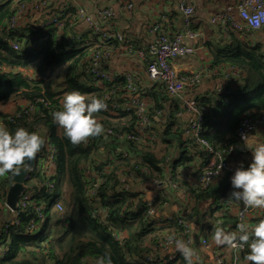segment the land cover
Listing matches in <instances>:
<instances>
[{"label": "trees", "instance_id": "obj_1", "mask_svg": "<svg viewBox=\"0 0 264 264\" xmlns=\"http://www.w3.org/2000/svg\"><path fill=\"white\" fill-rule=\"evenodd\" d=\"M14 10L11 3L0 5V24L1 20L11 16ZM212 32V40L204 43L212 57V67L230 66L236 69L238 74L228 78L231 80L229 84L233 82L234 85H228L218 94L204 95L194 100L198 107L205 108L202 113L201 137L213 146L222 148L224 144L234 142V131L243 115L250 110L264 114V49L240 39L234 33L231 34V31L225 35L219 27L212 29ZM227 35L231 40L226 39ZM34 36L38 39V44L28 52L26 48ZM6 39L19 42L21 50L13 51ZM65 42V37L56 35L54 27L43 31L28 24L7 33L2 32L0 27V64L25 67L35 60L36 71L41 70V66H36L37 62L46 69H61L52 79L53 82L50 80L42 88H28L20 73H0V103L19 97L28 102L23 108L27 109L32 104L34 106L32 112L20 108L12 115L0 114V125L10 131L18 127L30 131L44 127L48 140L56 149L57 171L51 193L47 192L44 183L40 187H31L34 176L27 182L25 193L30 195V203L33 204L20 211V229L11 231L10 228L0 234V244L7 243L0 264H107L108 259L111 264H161L165 257H154L149 263L145 261V254L153 253L157 249L158 241L166 237L184 240L183 229L177 221L187 223L188 219H191V211L194 214V222L201 225L206 214H201L198 208L209 198L224 196L229 185V175L190 197L192 205L180 207L170 220L160 222L158 219L163 209L173 202V194L168 193L158 196L155 201L156 215L147 216L140 194L136 191L130 193L120 186L117 180L120 169L124 166L130 167L140 181L162 177L165 155L158 158L152 152L156 143L161 142L164 144L165 154L178 148L182 150L178 160L170 166L171 176L182 180V174L176 176L174 172L175 165L182 167L183 162L188 159L192 163L200 147L192 139L182 136V131L174 128L179 127L175 117L178 109L176 106L171 107V98L156 85L146 92L153 101L149 109L150 120L154 125L159 124L161 127L160 132L149 127V132L156 137L153 143L143 145L124 140L121 145L114 146L111 143L106 144L102 134L90 137L85 147L69 143L63 129L52 119L53 111L62 107L65 94L75 90L87 100L92 97L103 98L108 91L118 92L124 84V79L117 75L114 82L95 85L86 74L85 65L80 62L81 44L77 42L67 46ZM40 99L42 102L38 101ZM157 111L161 113L157 115ZM95 115L101 121L103 129L110 128L118 134L131 132L135 125L132 112L110 117L104 110ZM155 118L164 122H158ZM117 146L121 147L120 151ZM100 147L105 156L99 161ZM40 153L44 154V144L37 154ZM124 153L126 156H123ZM188 154L191 156L186 157ZM86 163L96 172L100 171L103 165L110 164L107 174L101 175V181L96 188L92 181L84 177ZM141 167H146L149 171L147 178L139 173L138 169ZM10 175L2 185L7 182L10 184ZM62 183H65V194ZM91 189L94 191L93 195L90 194ZM4 199L5 192L0 194L2 207ZM136 202H140L141 206L137 207ZM39 203L43 204L42 220L36 223V229L24 232L28 223L35 220L34 207ZM56 204L60 205L61 210L55 208ZM222 205L224 208L227 203ZM260 219H264V211L261 217L252 222L255 224ZM118 231H125L126 236L121 240L117 239ZM168 264H185V261L182 256H177Z\"/></svg>", "mask_w": 264, "mask_h": 264}, {"label": "built area", "instance_id": "obj_2", "mask_svg": "<svg viewBox=\"0 0 264 264\" xmlns=\"http://www.w3.org/2000/svg\"><path fill=\"white\" fill-rule=\"evenodd\" d=\"M71 1L68 0L67 3ZM122 4V9L125 12H129L133 4L131 0H119ZM11 3L15 9L11 16L5 17L1 20L0 27L2 32L7 33L9 30L16 28H23L30 25L31 16L48 7V0H0V5H6ZM177 10L181 20L180 28L173 34L158 31V25H152L147 28V33L151 36V39L145 46L138 45L135 41L119 31L112 32L111 30H105L101 22L111 19L114 13L110 9H102L96 13V18H92L85 10L76 3L69 2L67 5L62 6L56 10L55 13L46 17L39 26V29L45 31L49 27H54L56 35L58 37L65 36L67 46L79 42L82 44L81 63L85 65V72L94 82L95 85L101 82L111 83L117 79V75L105 70L102 65L106 63L115 53L124 52L128 55L141 61L145 67V73L147 76V82L144 84H138L133 79L131 73L121 74L124 79V84L118 92L116 90L108 91L103 95L106 99L108 108L105 110L110 117H116L121 113L132 112L135 116V125L133 130L129 133L118 134L110 128L103 129L102 135L108 143L113 145H121L124 140L133 141L139 144H149L156 140V137L149 132L151 124L149 109L152 106L151 100L145 95L146 89L151 85L158 86V89L162 90L169 98H176L181 100V104L178 111L175 113V117L178 119L181 115V111H187L192 113L195 117L188 126L183 130V136L192 139L198 144L200 149L206 154L207 161L203 170L199 171L195 175H191L186 179H175L170 173V161L174 151L170 150L168 155L164 158V173L160 178L147 179L146 181L151 183L153 192L151 197L143 199L144 208L146 209V215L154 217L155 208L154 204L158 196L167 194L172 195L177 191L184 192L187 196L193 197L196 194L206 190L207 188L218 183L225 175L231 176L234 166L230 165L229 161L232 158L239 159L240 156L245 155L248 151L245 150V145L241 139L242 134L251 135L252 133L264 132V114L261 112H248L243 115L234 131V142L226 143L222 148L215 147L208 141L201 137V125H202V113L205 112V108L198 107L195 100L185 101L182 100V95L185 90H190L195 87L201 80V73L194 72L185 75H178L171 67V62L177 58L184 56H191L198 52V47L187 46L183 44L184 39H197L202 37L200 32L192 29L193 15L195 7L191 0H178ZM261 12H264V0H235L232 3L226 5L221 11L215 13L210 18L211 24H217L222 32L226 35L228 32L234 33L237 37H241L244 33H252L264 29V17H261V23L259 27L253 23V19ZM85 23L87 25L86 32L80 31L76 33L68 32L70 27L77 23ZM89 43L85 46V38ZM228 37V35H227ZM10 48L17 52L21 50V45L14 39H6ZM38 39L34 36L32 41L28 44L29 50L35 49ZM36 61H32L25 67L12 66L8 67L4 64H0V73H20L24 78L28 88L35 86L43 87L47 82L54 79L60 72V67L53 70L43 67L41 70L36 71L34 64ZM222 68V73L225 78L230 76H237L238 71L230 66H219ZM218 68V67H217ZM42 102V100H38ZM27 112H32L34 106H30L25 109ZM159 115L161 112H155ZM12 115V114H11ZM99 120L98 118H96ZM100 121V120H99ZM101 122V121H100ZM2 123L0 119V124ZM36 132L44 138V155L49 166H53L56 149L54 145L47 138V131L44 127H38ZM90 138V137H89ZM88 138V139H89ZM114 139V140H113ZM116 139V140H115ZM81 147H85L86 143H81ZM121 147L117 146V150L120 151ZM126 156V153L123 154ZM84 177L87 180L92 181V185L96 188L100 183V177L102 174H107L110 164L103 165L100 171L96 172L90 169L88 164L84 165ZM139 173L144 178L148 177L149 171L146 167L138 169ZM31 169L26 170V174L23 177V191L20 193L15 207L11 209L6 205L5 200L3 206L13 215V219L3 224V231L7 232L17 231L20 229L19 213L26 209L30 203V195L26 194L27 182L31 181L30 174ZM10 174V173H9ZM9 174L0 176V194L2 193V182L9 177ZM54 175L45 174L43 176V185L48 193L53 190ZM117 180L120 186L130 193H134L132 183L140 182L136 176L135 171L130 167H122L118 173ZM184 181V182H181ZM232 189L230 183L224 194V199L231 200L230 193ZM90 194H94L93 189L90 190ZM21 197V200L19 198ZM238 204V203H237ZM236 204L235 209L232 211V217L235 219L234 231L237 234L239 230L236 228L238 223H245L248 228H251L254 224L249 222L250 214H254L255 217H261L264 209H251L248 211L243 210L244 206ZM55 208L61 210L59 204L55 205ZM43 204L39 203L34 207L35 220H31L24 232H30L36 229L35 225L38 221L42 220ZM207 209L202 207L200 209L201 214H206ZM253 216V215H252ZM171 216L164 219L170 220ZM160 220V222L164 221ZM183 229L185 239L184 241L189 245L192 239L189 235L187 223L181 220L177 221ZM173 238V237H172ZM117 239L121 240L118 235ZM179 238H173V240ZM183 240V239H182ZM201 245L207 249L209 243L206 239L201 241ZM173 247L169 244V237L158 241L157 249L153 253L145 254V261L152 262L153 258H160L161 254ZM228 248L232 251L234 257L232 264H236V256L239 253L247 252V248ZM7 249L6 242L0 244V260L3 259L5 251ZM216 264H223L222 257L219 253H214ZM165 260L161 264H168L175 259V255L165 256ZM184 260V258H183ZM185 261V260H184Z\"/></svg>", "mask_w": 264, "mask_h": 264}, {"label": "crops", "instance_id": "obj_3", "mask_svg": "<svg viewBox=\"0 0 264 264\" xmlns=\"http://www.w3.org/2000/svg\"><path fill=\"white\" fill-rule=\"evenodd\" d=\"M67 1L68 0H48V7L34 13L31 16L30 25H32V28H38L41 22L46 19V17L52 15L58 8L67 5L69 2H73L81 6L85 10V12L94 19L96 18V13L99 10L110 9L114 13V16L111 19L101 22L102 27L108 31L111 30L112 32H122L123 34L131 37L136 44L142 46H145L151 39V36L147 33V28H150L152 25H158V31L166 32L169 34L175 33L181 26V20L177 10L178 0H131L133 7L129 12H125L122 9V4L119 0H71L68 3ZM233 1L235 0H191L192 4L195 7L192 29L200 32L202 37H199L197 39H184L183 44L187 46L198 47V52L191 56H184L173 60L171 62V67L178 75L200 72L201 80L192 89L184 91L182 100L190 101L200 98L204 95L218 94L225 90L228 85H234L233 82L229 84L231 80H228V77H224V74L222 73L223 67H212V57L207 45L204 44L205 42L212 40L214 36L212 29H214L215 27H219L217 24H211L210 18ZM86 30L87 25L85 23L79 22L73 25V27H70L68 32H86ZM66 35L67 34H65L64 37ZM84 38L85 41L83 42L85 46H87L89 43L87 42L85 36ZM226 39L231 40V37H227ZM240 39L257 44L261 46L262 49H264V29L254 31L252 33H244L240 37ZM36 66H41V69L44 67V65H42L40 62H37ZM102 67L108 72L114 73L116 75L131 73L135 82L140 85L147 82V76L143 63L138 59L128 55L127 53H115L106 63L102 65ZM152 86L153 85L149 86L146 89V96H148L146 92L150 91ZM148 98L151 100L150 95L148 96ZM172 99L170 100L171 107L175 106L173 105L174 100ZM151 102L153 101L151 100ZM27 105L28 102H26L25 100L19 97L13 98L0 103V114H13L18 109L23 108ZM249 112L257 113V110H250ZM194 117L195 116L192 113L181 111V115L178 118L177 123L179 124V127L174 128H176V130L182 131L183 136V130L192 120H194ZM155 120L158 122H164V120H161L160 118H155ZM150 127H152L151 129L153 131H161V127L159 126V124L154 125L151 122ZM251 135L255 136L257 142L264 143V132H256L252 133ZM105 143L108 144V141L106 140ZM160 143L161 142H157L156 145ZM98 150L101 152V156L98 158V160L100 161L104 159L105 155L102 147H100ZM173 151L174 153L172 158L174 159V164V162L177 161L180 157V153L182 152V150L178 148ZM155 155L160 158V156H158L156 153ZM190 156L191 155L188 154L186 157ZM206 161V154L201 149H199L197 157L194 158L192 163L190 162V159H188V161L186 160L183 162L182 167L177 164L174 167V172L176 173V176L182 174L181 176L186 179L187 177L195 175L199 171L203 170L206 165ZM239 161H243L246 167L250 162V152H247L245 155L240 156L239 159L232 158L229 163L230 165L236 167ZM35 163L36 172L33 177V182L31 183V187L33 188L42 186L43 176H45V174L52 175L56 174L57 172L54 166H49L47 164L44 154H37ZM170 166L171 164L169 165V168ZM8 184L9 183L7 182L5 185H2L3 190L1 195L4 194V192L6 193V190L11 184V181L10 184ZM62 188L65 194V183H62ZM132 188L137 193H139L140 196L143 197V199H146L153 190L151 183L147 181L132 183ZM219 196L207 199L198 208L199 212L202 207L207 209V213L206 215H204L205 217L201 225L194 222V214L192 213V211L190 213V215H192L191 219H188L187 221L189 235L192 239V242L189 246L192 247L197 253V256L199 257V264H216L214 253H219V255L222 257L223 264H232L234 259L232 251L228 248L227 245H216L213 242V233L217 227H222L226 231L231 232L234 231L235 227V220L231 215L237 203L235 202L236 204H234L229 200L225 202L224 197ZM172 200L173 202L170 203L166 208H164L159 215V221L161 219L164 220L170 216L172 217V215H174L176 211H179L180 207H184L186 204H189V206L192 205L190 197L182 191H177L175 194H173ZM224 203H227V205L222 208V204ZM252 215L250 214L249 222L251 224H254L252 220H255L259 217H254V214ZM222 217L226 218L223 220L221 219ZM8 218L9 216L3 210L2 204L0 202V234L3 231V224ZM229 219L231 221H227ZM190 224L193 225L192 229L189 228ZM118 232L119 233L117 235L120 239H123L126 236L125 231ZM203 239H206L207 243H209L207 249H205L201 245V241ZM172 248L173 247H169L168 249H166L161 254L160 258L170 254L175 255V257L182 256L179 252L172 250ZM245 255L246 253H241L236 256V264H245Z\"/></svg>", "mask_w": 264, "mask_h": 264}, {"label": "clouds", "instance_id": "obj_4", "mask_svg": "<svg viewBox=\"0 0 264 264\" xmlns=\"http://www.w3.org/2000/svg\"><path fill=\"white\" fill-rule=\"evenodd\" d=\"M261 12L253 19L256 27L260 26ZM108 108L105 98L92 97L87 100L79 91H70L62 100V107L53 111L52 119L63 129L69 143L76 145L86 143L89 137L102 134L103 125L96 119L97 113ZM245 150L250 152V162L245 167L239 161L229 177L230 199L244 206L245 211L264 209V143L257 142L254 135L242 134ZM44 144V138L36 131L18 127L14 131L0 125V176L18 175L30 168L37 153ZM192 229L193 225H189ZM239 233L226 231L217 227L213 233L216 245L245 249V264H264V219L258 220L251 228L245 223H238ZM172 250L179 252L185 264H199V257L192 247L182 239L169 237ZM107 264H111L108 259Z\"/></svg>", "mask_w": 264, "mask_h": 264}, {"label": "water", "instance_id": "obj_5", "mask_svg": "<svg viewBox=\"0 0 264 264\" xmlns=\"http://www.w3.org/2000/svg\"><path fill=\"white\" fill-rule=\"evenodd\" d=\"M222 36L219 37V39H221ZM103 138H105V135H102ZM37 157V155H36ZM36 157L33 161L30 162V168H33L34 164H35V160ZM26 171L22 170L20 174L18 175H13L11 174V184L8 186L6 193H5V203L6 205H8L11 209H13L15 207V203L18 200V197L20 195V193L23 191V177L25 176ZM137 207L141 206L140 202L136 203Z\"/></svg>", "mask_w": 264, "mask_h": 264}, {"label": "rangeland", "instance_id": "obj_6", "mask_svg": "<svg viewBox=\"0 0 264 264\" xmlns=\"http://www.w3.org/2000/svg\"><path fill=\"white\" fill-rule=\"evenodd\" d=\"M182 75H185V74H182ZM172 100H174V103H173V105H175L177 108H179V106H180V104H181V100H179V99H176V98H174V99H172ZM263 130V129H262ZM262 130L260 131L261 133H263L262 132ZM44 146H45V142H44ZM154 149H153V153L155 152L158 156H160V157H162V156H166V155H168V152L165 154V152H164V144H162V143H160V144H157L156 146H154L153 147ZM41 154V153H40ZM173 155L171 156V161H170V164H172L173 163ZM35 172H36V165L31 169V171H30V174H31V177H33L34 175H35ZM9 185V184H8ZM7 185V186H8ZM152 192H153V190L151 191V193H150V195L146 198L147 200L151 197V194H152ZM19 200H21V197L19 198ZM3 208V210L5 211V213H7V215L9 216V218L5 221L6 223L8 222V221H10V220H12L13 219V215L5 208V207H2ZM7 244V243H6Z\"/></svg>", "mask_w": 264, "mask_h": 264}, {"label": "flooded vegetation", "instance_id": "obj_7", "mask_svg": "<svg viewBox=\"0 0 264 264\" xmlns=\"http://www.w3.org/2000/svg\"><path fill=\"white\" fill-rule=\"evenodd\" d=\"M38 28H39V27H38ZM26 49H27L28 52H31V51H32V50H29L28 47H27ZM33 61H35V60H33ZM30 63H31V62H30ZM30 63H29V64H30ZM29 64H28V65H29ZM54 69H55V68H54ZM34 166H35V164H34ZM34 166H33V167H34ZM53 166L56 168V166H55V157H54V164H53ZM31 169H32V168H31ZM10 177H11V175H10Z\"/></svg>", "mask_w": 264, "mask_h": 264}]
</instances>
